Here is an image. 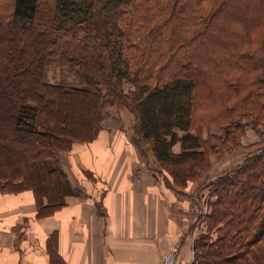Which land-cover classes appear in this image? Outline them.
Segmentation results:
<instances>
[{"label": "trees", "instance_id": "16d2710c", "mask_svg": "<svg viewBox=\"0 0 264 264\" xmlns=\"http://www.w3.org/2000/svg\"><path fill=\"white\" fill-rule=\"evenodd\" d=\"M0 3V192L32 191L37 218L67 204L61 154L94 142L113 106L133 111V139L148 142L166 184L201 178L210 153L242 145L244 119L264 125V0ZM49 57L80 84L45 81ZM199 111L235 129L203 138ZM250 147L211 184L208 228L220 235L195 242L197 264H264V138Z\"/></svg>", "mask_w": 264, "mask_h": 264}, {"label": "crops", "instance_id": "0c3cea01", "mask_svg": "<svg viewBox=\"0 0 264 264\" xmlns=\"http://www.w3.org/2000/svg\"><path fill=\"white\" fill-rule=\"evenodd\" d=\"M130 144L99 135L63 152L74 193L52 215L37 218L30 190L0 192V264H164L174 246L178 264L193 263L188 199Z\"/></svg>", "mask_w": 264, "mask_h": 264}, {"label": "rangeland", "instance_id": "374dc122", "mask_svg": "<svg viewBox=\"0 0 264 264\" xmlns=\"http://www.w3.org/2000/svg\"><path fill=\"white\" fill-rule=\"evenodd\" d=\"M44 78L45 81L54 84L73 86L80 84L78 70H71L61 66L59 59L55 57L48 58ZM109 111L110 116L103 120V127L99 135H121L123 142L124 140L130 141V145L132 147L139 148L144 152L147 162L153 166H150V168H161V164L150 150L148 142L145 141L141 135H139V144H137V142L133 139L137 134L136 128L138 127L136 116L133 111L127 108L118 110V108L115 106L110 108ZM198 115H200L208 125L203 126V128L199 130H197L195 127V130L192 132L197 134L198 131V133H200L203 138L209 137L212 133L224 135L225 137L230 133L231 130L235 129V126H233L235 124H233L231 127L216 123L211 124L210 121L204 117L201 111L198 112ZM243 122L245 124V129L241 138L242 145H236L235 143L231 142L229 143V146L231 145V149L224 148V151L219 154L210 153L208 166L209 170L201 178L196 180L189 179L186 185L175 183L171 179V181L168 183L169 186L175 187V192L178 193L179 196L186 198L189 201H187V208L192 211V214L189 216L190 220L187 223L186 229H189L191 235L190 237L189 235H186L188 242L193 245L194 264H197L196 251L194 249L195 242L203 237H209L210 242H213L217 240L220 235V232H217L216 229L210 230L208 228V221H210L209 215L213 211L212 205L217 197L212 196L215 186L213 187L211 184L217 182L224 175H231L236 168L245 162L248 155L254 153V150H252L253 148H251L250 145L257 143L262 138H264V125H256V123L250 117L244 119ZM180 134L182 135L184 132H180ZM174 151H181L179 143L175 145ZM66 162L71 164L72 158L67 156ZM155 178L157 179L156 175ZM182 201L186 200L182 199ZM169 251L166 253V255L169 253ZM179 257L178 260L180 259ZM178 260L176 264H178Z\"/></svg>", "mask_w": 264, "mask_h": 264}, {"label": "built area", "instance_id": "2783aa9c", "mask_svg": "<svg viewBox=\"0 0 264 264\" xmlns=\"http://www.w3.org/2000/svg\"><path fill=\"white\" fill-rule=\"evenodd\" d=\"M179 257V247L174 246L165 256L164 264H176Z\"/></svg>", "mask_w": 264, "mask_h": 264}]
</instances>
